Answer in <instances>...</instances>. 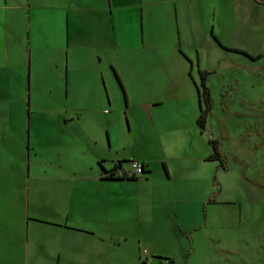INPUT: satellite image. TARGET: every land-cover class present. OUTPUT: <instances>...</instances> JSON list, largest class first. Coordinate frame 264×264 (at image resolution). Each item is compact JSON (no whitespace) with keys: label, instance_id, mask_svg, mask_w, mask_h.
Here are the masks:
<instances>
[{"label":"rangeland","instance_id":"374dc122","mask_svg":"<svg viewBox=\"0 0 264 264\" xmlns=\"http://www.w3.org/2000/svg\"><path fill=\"white\" fill-rule=\"evenodd\" d=\"M255 2L247 7L239 0H216L221 25L214 31L124 30L119 34L125 49L118 69L126 85L117 74L122 84L118 82L111 66L116 53L110 42L100 49L101 61L89 47L69 46V61L57 63L47 57L46 42L65 47L66 29H61L62 41L50 32L32 33L39 60L27 59L20 73L0 84V218L21 219L23 233L26 211L52 208L61 193L46 177L35 188L32 178L49 175L65 157L57 143L62 128L74 131L80 124L107 120L122 127L123 153L145 158L152 167L143 176L149 175L147 182L123 185L133 191L124 194L116 215L123 221L116 228L127 236L116 251L124 264H143L146 259L170 264L164 255L152 254V245L172 252L174 264H264V0ZM244 9L250 11L245 17ZM15 40L12 32L8 42L13 45ZM183 49L193 61L192 69ZM199 57L209 69H198ZM133 58L140 63L136 70L129 65ZM171 59L182 60L184 69L176 63L166 67ZM147 62H152L149 70L142 65ZM201 71L211 83L212 107L203 133L191 134L187 121L192 109L198 111L191 79L200 88ZM137 74H151L153 81L137 80ZM68 82L87 88V94L71 89L67 93ZM95 95L104 102L105 114L84 109L95 102ZM153 98L161 100L154 109L156 124L139 106ZM211 140L222 158L202 161L198 156ZM124 165L129 167L128 162ZM79 195L77 200L86 201L87 194ZM12 231L19 232L16 227Z\"/></svg>","mask_w":264,"mask_h":264},{"label":"crops","instance_id":"0c3cea01","mask_svg":"<svg viewBox=\"0 0 264 264\" xmlns=\"http://www.w3.org/2000/svg\"><path fill=\"white\" fill-rule=\"evenodd\" d=\"M239 1L247 7L256 3V0ZM243 11L244 17L250 13L249 9ZM219 19L216 0H0V84L2 81L10 80L13 73L18 74V71L20 73L27 59L30 58L33 62L39 60L41 52L38 47L36 50L31 42L32 33L50 32L57 34L62 41L61 29H66L65 47L51 46L46 42L50 49L47 57L57 63L65 59L69 61L71 58L69 46L89 47L88 49L94 50L95 57L101 61L100 49L107 47L110 42L116 53L111 66L115 67L116 71L112 68L118 82L126 85L120 73L121 69H118V63L125 49L119 35L121 32L126 30L146 34L176 30L180 33H192L198 30L204 33L211 28L214 31L217 25H221ZM229 23L230 21L227 20L226 24ZM12 32L16 38L13 45L8 42ZM25 32L28 33L27 40L24 39ZM64 48L66 50L62 51ZM184 52L190 59L192 69L193 61L185 50ZM80 53L81 51L76 54ZM174 63L182 67L181 70L185 67L180 59H171L164 65L172 68ZM138 64L140 63L133 58L129 65L136 70ZM151 64L152 62H147L142 65L149 70ZM197 64L198 69L200 66L205 69L210 68L209 64L200 63V57ZM58 66L56 64V67ZM75 71L81 69L76 68ZM150 75L137 74L135 79L146 78L150 82L153 81ZM170 79L174 81L172 73ZM191 80L198 94V111L192 109L193 117L187 123L191 124L189 126L191 134L197 131L203 133L196 122L201 107L200 88L194 78ZM207 82L211 88V83ZM66 87L67 93L71 89L87 94V88L69 82ZM169 89L176 91L174 86ZM184 89L190 97L191 93L186 83ZM95 97V102L84 109L93 115L98 112L105 114L107 108L104 102L99 96L95 95ZM155 98L140 101L139 106L146 109L151 115V120L156 124L158 121L154 109L161 100ZM74 118L73 114L69 117L71 121H74ZM69 119H65L63 124L66 125ZM80 126L82 128H75L74 131L62 128L57 143L65 157L55 164L56 168H53L49 175H36L32 178V185L40 188L43 185L42 180L46 177L51 186L61 193L57 196L58 202H55L48 211L40 212L38 207L36 209L31 207L32 211H37L36 213L30 214L26 211L24 218L26 222L23 220L26 231L23 233L20 232L21 219L18 218L14 222L0 218V264H124L121 255L118 256L116 251L120 241L127 236L123 234L121 228H116L123 222L116 215L118 206L121 208L124 204L122 201L124 194L130 195L133 191L130 193L129 187L123 185L137 183L135 185L139 186L147 182L152 167L145 158L123 153L125 148L122 139L123 130L115 122L98 120ZM84 140L86 142L83 143ZM211 153L210 146L198 158L202 161H214L208 158ZM130 160H137L145 165L148 170L146 178H120L106 174L115 164L122 163V167L128 170L129 167L124 164ZM166 166L167 171H165L168 176V164ZM81 193L87 194L86 201H80ZM92 195L96 198H92ZM78 198L80 200H77ZM112 198L114 202L110 200ZM110 214L113 216L110 217ZM98 225L106 227L99 228ZM14 227L19 232L14 233L12 231ZM22 246H25V250L21 249ZM163 249L152 245L151 252L158 256L169 257L175 262L174 254ZM14 252L16 258L13 259ZM143 264H154V262L146 259Z\"/></svg>","mask_w":264,"mask_h":264},{"label":"trees","instance_id":"16d2710c","mask_svg":"<svg viewBox=\"0 0 264 264\" xmlns=\"http://www.w3.org/2000/svg\"><path fill=\"white\" fill-rule=\"evenodd\" d=\"M201 87L199 89V100H201V102L203 101V104L201 103V107H200V112L199 115L196 119L197 125L200 128V130H204L206 127V122H207V118H208V114L211 110L212 107V98H211V91L209 86L207 85V81H206V76H205V71H201ZM211 143V147H212V153L209 155V159L212 160H221V154L218 150V147L216 145V142L214 140L210 141ZM122 165V163H121ZM143 165V172L148 173V170H146L145 165L142 163ZM144 176V175H143ZM142 176V177H143ZM142 177H137V176H132V177H120V178H134V179H138V178H142ZM165 259H168L170 264H174L173 260L169 257H162Z\"/></svg>","mask_w":264,"mask_h":264},{"label":"built area","instance_id":"2783aa9c","mask_svg":"<svg viewBox=\"0 0 264 264\" xmlns=\"http://www.w3.org/2000/svg\"><path fill=\"white\" fill-rule=\"evenodd\" d=\"M129 169L126 170L122 167L121 164H119L116 168L109 170L106 172L107 175L109 176H114V177H132V176H137V177H142L144 175L143 172V165L141 162L137 160H130L129 162Z\"/></svg>","mask_w":264,"mask_h":264},{"label":"flooded vegetation","instance_id":"af4514ba","mask_svg":"<svg viewBox=\"0 0 264 264\" xmlns=\"http://www.w3.org/2000/svg\"><path fill=\"white\" fill-rule=\"evenodd\" d=\"M117 166H118V165H117V164H115V166L113 167V169H114V168H116ZM111 170H112V169H111Z\"/></svg>","mask_w":264,"mask_h":264}]
</instances>
